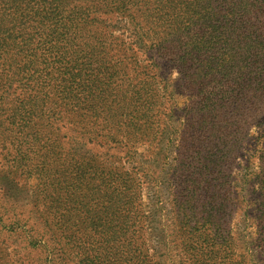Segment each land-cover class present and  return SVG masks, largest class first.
I'll use <instances>...</instances> for the list:
<instances>
[{"label": "trees", "instance_id": "obj_1", "mask_svg": "<svg viewBox=\"0 0 264 264\" xmlns=\"http://www.w3.org/2000/svg\"><path fill=\"white\" fill-rule=\"evenodd\" d=\"M119 62L140 69L126 91L129 124L94 131L98 108L121 104ZM162 65L177 74L171 89L158 81ZM251 126L254 151L238 179ZM0 150L13 175L41 181L38 218L50 239L79 219L109 237L111 259L99 264H150L141 229L158 222L162 174L186 239L198 245L208 224L214 250L221 236L222 264H232L241 196L264 264V0H0Z\"/></svg>", "mask_w": 264, "mask_h": 264}, {"label": "rangeland", "instance_id": "obj_2", "mask_svg": "<svg viewBox=\"0 0 264 264\" xmlns=\"http://www.w3.org/2000/svg\"><path fill=\"white\" fill-rule=\"evenodd\" d=\"M117 25L119 26V24ZM113 32L114 37L120 38L121 30L119 28L117 30L113 29ZM115 53H117L116 57L122 54L121 52ZM138 58L142 60L139 56ZM115 65V70L118 72L116 77L119 78L117 82L121 83L124 90L120 94V97L123 96L121 104L116 108L113 106L106 107L108 110L98 108L97 114L92 119L94 131H114L121 124H124V126L129 124L128 119L131 108L126 91L132 83L134 73H139L140 69L135 70L127 62H119ZM140 65L144 67L145 62L141 61ZM162 67L164 68H158V81L167 83V87L171 89L178 82L177 74L167 65H162ZM158 69H155L156 74ZM183 103V96H178L176 108L182 107ZM167 110V106L164 107L163 113L165 114ZM179 115L180 112H177L176 117ZM112 116L117 122L112 120ZM166 119L167 117L160 114L159 125H161V128L167 125ZM177 119L172 117L168 123L176 122ZM86 123L87 119L82 125L84 129H86ZM256 133L257 130L251 126L242 149L239 151V157L234 166V177L237 175L238 179H241V176L245 174L246 164L244 160L249 158L254 151L253 142ZM163 140L164 142L167 141L166 135L163 136ZM83 141L85 142L86 139L83 138ZM89 143L96 144L97 141ZM142 152L143 148L138 149V153ZM3 156L4 153L0 150V264H86V261L78 262V258L82 255V257L91 260L92 264H99L111 259L109 247L113 243L109 240V237L104 238L96 233L93 228L85 226L84 223H81L82 219H79L76 228H71L72 224L69 225L71 222L64 223L61 228L57 226L56 238L50 239L42 220L38 218L40 212L45 211V207H42L40 201V194L44 190L41 181L36 175L25 179L13 175L12 171L7 169L9 165L4 161ZM171 159L172 156L169 160L171 161ZM250 163L248 171H257V161L252 159ZM162 178H164L163 174L160 177L158 190H154L157 192L155 197L158 199V215L156 217L158 222L152 228L141 229L142 239H144L143 234L147 239L146 244H144L151 249L147 252L148 258H151L150 264H193V262L195 264H222L224 255L220 244L221 236L215 238L217 246L214 250L210 246L214 235H212V230L208 229V224H205L201 229V239L195 241L199 242L198 245H192L186 239L187 236L183 232H188V229H184L178 222L179 212L176 207H173L172 197H170L166 186L167 183L162 182ZM238 183L241 184L240 181ZM238 191L239 189L236 188L235 192L239 193ZM151 192L142 191L143 201H146V193L149 198H152ZM64 205L73 207L68 202H65ZM81 212L84 214L83 210ZM253 215V212H249V216L246 214L245 203L241 196H237L234 201L230 224L235 241L232 264H257L255 256V252L258 251L255 246L256 227L251 218ZM133 239L135 240L133 242L143 244L138 234ZM105 240H108V243L104 246V250L94 252L97 244L99 245ZM188 245L197 248L198 252H187ZM153 246L156 247L157 252L153 251ZM209 247L212 249L210 250ZM201 248H203V251H201ZM215 251H217L216 257H214ZM190 253L197 254V258L194 259ZM82 257L80 259H83Z\"/></svg>", "mask_w": 264, "mask_h": 264}]
</instances>
